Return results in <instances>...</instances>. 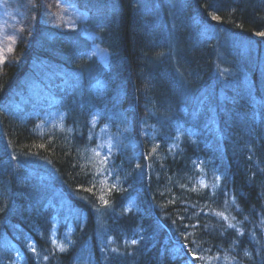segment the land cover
Instances as JSON below:
<instances>
[{"label": "trees", "instance_id": "obj_1", "mask_svg": "<svg viewBox=\"0 0 264 264\" xmlns=\"http://www.w3.org/2000/svg\"><path fill=\"white\" fill-rule=\"evenodd\" d=\"M70 1L0 69V264H264V0Z\"/></svg>", "mask_w": 264, "mask_h": 264}, {"label": "rangeland", "instance_id": "obj_2", "mask_svg": "<svg viewBox=\"0 0 264 264\" xmlns=\"http://www.w3.org/2000/svg\"><path fill=\"white\" fill-rule=\"evenodd\" d=\"M37 5H40L52 27L65 32L78 30L83 34L81 37L92 40L91 35L83 33L84 28H81L83 23L91 18L89 13L79 9L77 5H73L70 0H0V69L4 65L11 63L10 56L13 53V49L21 41L24 31L32 27L35 18L34 8ZM165 5L168 7L170 26L172 23V28L186 36L184 41L189 44V47L187 46V55L192 57L196 52L204 51L205 49L203 48L208 46L204 43L206 42L203 36L204 33L196 31V25L187 18L183 5L179 4L176 6L169 2L165 3ZM144 10L146 11L147 9L145 8ZM151 10L158 11L156 8ZM157 22L166 27V22L162 18H158ZM162 30L164 32L163 39L160 37L158 43L170 42L169 38L171 36L165 32V28H162ZM93 51L96 55H101L96 49ZM103 58L102 56L101 59Z\"/></svg>", "mask_w": 264, "mask_h": 264}, {"label": "snow or ice", "instance_id": "obj_3", "mask_svg": "<svg viewBox=\"0 0 264 264\" xmlns=\"http://www.w3.org/2000/svg\"><path fill=\"white\" fill-rule=\"evenodd\" d=\"M262 35H264V34H262Z\"/></svg>", "mask_w": 264, "mask_h": 264}]
</instances>
